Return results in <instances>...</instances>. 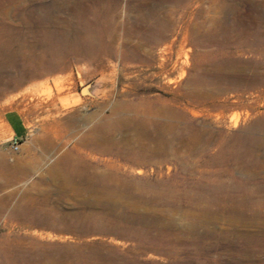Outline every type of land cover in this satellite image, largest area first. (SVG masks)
I'll use <instances>...</instances> for the list:
<instances>
[{
    "label": "rangeland",
    "instance_id": "374dc122",
    "mask_svg": "<svg viewBox=\"0 0 264 264\" xmlns=\"http://www.w3.org/2000/svg\"><path fill=\"white\" fill-rule=\"evenodd\" d=\"M0 264H264V0H0Z\"/></svg>",
    "mask_w": 264,
    "mask_h": 264
},
{
    "label": "bare ground",
    "instance_id": "6f19581e",
    "mask_svg": "<svg viewBox=\"0 0 264 264\" xmlns=\"http://www.w3.org/2000/svg\"><path fill=\"white\" fill-rule=\"evenodd\" d=\"M186 34V33H185ZM185 43V42H184ZM169 45V44H168ZM168 45H167V48H169L170 49V47H168ZM184 46H185V44H184ZM172 48V47H171ZM163 50H165V49H163ZM169 51V50H168ZM167 50H166V52H168ZM164 52V51H163ZM159 56H161V55H159ZM167 57V56H166ZM163 59H165V58H163ZM162 59V60H163ZM165 61V60H164ZM63 86V85H62ZM67 86V85H66ZM63 88V87H62ZM65 88V87H64ZM67 89V88H66ZM61 90H63V89H60V91ZM62 92V91H61ZM137 108V107H136ZM131 112V111H130ZM153 113V112H152ZM247 114V113H246ZM249 114V113H248ZM247 114V115H248ZM250 115V114H249ZM136 116V115H135ZM162 116V115H161ZM107 117V116H106ZM137 118V117H136ZM144 121H146L145 119H144ZM157 121V120H156ZM136 122H137V120H136ZM141 123V122H140ZM142 124H143V122H142ZM156 124V123H155ZM162 124V123H161ZM139 126H142V125H140L139 124ZM156 126V125H155ZM130 127V126H129ZM127 128V127H126ZM154 128V127H153ZM156 128H158V127H156ZM164 128H166V127H164ZM128 129V128H127ZM157 130V129H156ZM115 131V129H114V125L113 124H111V123H108L106 120H104V121H102V122H100V123H98L97 125H95V127H94V129H93V134L94 135H98L100 138H101V141H102V143H105L106 145H107V148H106V151L107 152H114L115 150H114V147H117V148H120V146H118V145H116L112 140H111V134L113 133ZM158 131V130H157ZM156 131V132H157ZM133 132V131H132ZM141 132V131H140ZM144 132V131H143ZM127 133V132H126ZM137 133V132H136ZM158 133V132H157ZM156 133V134H157ZM130 134V133H129ZM148 134V133H147ZM152 134H153V132H152ZM249 134V133H248ZM131 135V134H130ZM129 136V135H128ZM127 136V137H128ZM150 136H152V135H150ZM150 136H148V137H150ZM126 137V138H127ZM136 137H138V136H136ZM144 137V136H143ZM146 137V136H145ZM53 138V137H52ZM133 138V137H132ZM139 138V137H138ZM123 138H121V140H122ZM127 139H129V138H127ZM142 139V138H141ZM160 139H162V138H160ZM173 139V138H172ZM171 139V140H172ZM148 140V139H147ZM129 141V140H128ZM142 140H140V143H142L141 142ZM248 142L247 143H245L246 145L248 144V143H250V146L252 147V150H251V152L249 153L248 152V150H247V147H246V145L245 144H242V145H240V163H241V165L242 166H244V164H245V162H246V160H247V158H251V159H253V160H255V152L257 151V149H258V147H259V142H258V140L257 139H255V138H250L249 140H247ZM121 142H123V140L121 141ZM147 142H149V141H147ZM100 143V142H99ZM133 143H135V142H133ZM137 144H139V143H137ZM147 144V143H146ZM150 144H152V143H150ZM162 144V143H161ZM170 144V143H169ZM125 145H126V142H125ZM141 145V144H140ZM139 145V146H140ZM148 145V144H147ZM146 145V146H147ZM130 146V145H129ZM149 146V145H148ZM157 146V145H156ZM155 146V147H156ZM143 147V146H142ZM141 147V148H142ZM155 147H154V149L153 150H155ZM130 148H133V147H131L130 146ZM135 148V147H134ZM140 148V147H139ZM147 149V148H146ZM149 149H150V147H149ZM238 149V148H237ZM142 150V149H141ZM157 150V149H156ZM96 151V150H95ZM121 152L120 153H124V154H126L127 156H132V158H134V159H136V158H141V159H144L143 157H140V156H138L133 150H131V149H128V150H120ZM150 152V151H149ZM237 152V151H236ZM158 153V152H157ZM162 156V155H161ZM166 156V155H165ZM161 158H159V160H160ZM130 160V159H129ZM131 161V160H130ZM67 163L68 164H66V165H64L65 167H66V169H67V174L66 175H64L63 174V172H60L59 171V168H58V166L57 165H54V166H52V167H50L49 169H48V173H47V175H48V177L50 178V180L52 181V182H60L61 183V185H62V187L64 188V189H67L68 187H70L71 186V183H72V179L74 178V176L77 174L76 173V167L72 164H69L70 162L69 161H67ZM143 162H141V164H142ZM238 163V162H237ZM3 165V164H2ZM156 165V164H155ZM110 167H112L111 166V164H110ZM25 168V167H24ZM23 168V169H24ZM11 169V168H10ZM61 169V168H60ZM244 169H245V167H244ZM252 171H253V169H251ZM25 172H27V171H25ZM248 173V172H247ZM250 173V172H249ZM85 170L82 168L81 170H80V172H78V176L80 177V178H83V177H85ZM95 178H98V177H95ZM119 179V178H118ZM98 180V183H100L99 184V186L98 187H95V188H93L92 189V191L91 190H89V192L91 191L92 192V194H93V192L96 194V196H101L100 198H98V197H96V199H95V203H94V201H93V203H94V205H93V207H100L101 206V204H103L102 202V200H104V198H102V196H104V197H107V198H116V197H118V192L112 187V186H110L109 184H108V180L106 179V178H100V179H97ZM9 181V180H8ZM87 180H85V182H86ZM134 185V184H133ZM88 186V185H87ZM91 186V185H90ZM130 187V186H129ZM32 188H34V186H32ZM87 188V187H86ZM131 188V187H130ZM62 189V188H61ZM129 190V189H128ZM133 190V189H132ZM88 192V191H87ZM171 193V192H170ZM30 195V194H29ZM121 196V195H120ZM176 197V196H175ZM93 198V197H92ZM249 198H250V196H249ZM112 200V199H111ZM114 200V199H113ZM245 203V202H244ZM133 205V204H132ZM131 206V205H130ZM23 215V214H22ZM33 217H34V215H33ZM237 219L238 220H240V218L239 217H237ZM259 219H260V217H259ZM262 219V218H261ZM238 220H236L235 219V221H238ZM243 220H245V219H243ZM247 220V219H246ZM241 221V220H240ZM47 223V222H46ZM246 224V223H245ZM249 224V223H248ZM47 226V225H46Z\"/></svg>",
    "mask_w": 264,
    "mask_h": 264
},
{
    "label": "built area",
    "instance_id": "2783aa9c",
    "mask_svg": "<svg viewBox=\"0 0 264 264\" xmlns=\"http://www.w3.org/2000/svg\"><path fill=\"white\" fill-rule=\"evenodd\" d=\"M16 151H18L19 150V148H18V146H15V148H14Z\"/></svg>",
    "mask_w": 264,
    "mask_h": 264
}]
</instances>
